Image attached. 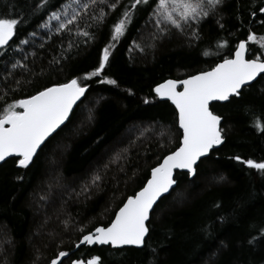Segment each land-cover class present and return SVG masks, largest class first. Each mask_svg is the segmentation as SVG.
<instances>
[{
	"label": "trees",
	"instance_id": "obj_1",
	"mask_svg": "<svg viewBox=\"0 0 264 264\" xmlns=\"http://www.w3.org/2000/svg\"><path fill=\"white\" fill-rule=\"evenodd\" d=\"M68 1L48 0L46 9L33 13L37 0H0V16L23 20L0 51V111L72 78L90 85L87 98L28 168L19 167L15 157L0 164V264H51L60 251L69 254L62 264L77 259L87 264L95 256L102 264H264V173L242 163L264 162V133L254 126L257 119L264 121V74L231 103L212 104L224 117L225 141L199 163L196 177L176 173L175 188L152 213L144 249H75L84 234L107 226L151 169L179 145L176 110L155 95V86L211 69L249 34L264 37L259 12L264 0H226L199 26V37L195 28L159 32L153 15L158 0H148L151 7L132 9L126 33L116 42L110 30L133 0H116L115 9L90 4L67 29H44L51 13ZM84 31L94 38L84 37ZM106 46L104 73L83 81ZM17 62L27 68L12 69ZM105 77L117 84L99 83Z\"/></svg>",
	"mask_w": 264,
	"mask_h": 264
},
{
	"label": "snow or ice",
	"instance_id": "obj_2",
	"mask_svg": "<svg viewBox=\"0 0 264 264\" xmlns=\"http://www.w3.org/2000/svg\"><path fill=\"white\" fill-rule=\"evenodd\" d=\"M98 2L107 4L112 9L117 7L116 0L112 3L108 0H90L89 3L80 4L78 12L72 3H64L61 5V11H53L42 27L49 29L50 21H57L56 31L59 33L74 21H78L90 4ZM73 3H79V0H73ZM152 3H156V0H152ZM225 3L226 0H158L153 12L156 17L155 25L164 35L170 34L172 29L184 31L186 27L195 28L193 35L199 37V26L206 20L214 18L216 13L223 9ZM141 4H148V0H133L130 8H126L121 14L122 18L114 22V27L109 33L113 42L125 35L132 19V9H136ZM47 6L48 0H37L33 13L41 8L46 9ZM148 6L151 7V4ZM259 12L264 13V7H260ZM252 15L255 16L256 13L253 12ZM62 16H70V18L62 20ZM103 20V15L97 17L98 23ZM22 22V19L13 15L0 16V49L9 45L18 24ZM166 25L170 27H165ZM82 35L94 38V34L88 31H84ZM162 38L163 36L157 37V39ZM21 43L28 41L24 40ZM249 54L252 58H248ZM3 55L6 56L7 53ZM109 58L110 48L106 46L99 56L98 66L86 73L83 81L101 77L109 63ZM57 63L59 62L53 60V64ZM18 66L27 68V65H20L18 62L11 64L12 69ZM8 74L12 75V72ZM261 74H264V37L258 40L255 34H249L247 41L240 40L235 46L230 58H223L210 70L190 75L183 80L169 79L158 84L154 89L155 95L162 100L171 101L175 106L179 129L182 130L179 145L163 157L162 163L151 169L147 183L134 195L127 197L126 202L115 213L114 219L107 226L95 227L94 231L83 235L77 247L110 245L117 250L144 249L150 234L152 213L158 203L166 197V194H170L173 186L177 184L175 170H184L183 175L188 178L196 177L202 159L224 143L222 127L224 117L212 110L213 102L231 103L242 95V90L246 86L251 87L252 82ZM99 83L116 85L117 81L105 77L99 80ZM89 87L90 85L82 82L80 78H72L64 83L45 86L27 98L15 99L7 103L0 111V162L15 157L19 167L28 168L38 156L42 146L61 129V126L65 125L66 121H69L74 106L87 98ZM145 103H148V100H145ZM254 126L264 133V121L257 119ZM234 159L241 161L239 156ZM242 163L250 169L264 173V162L247 159ZM99 179L100 177L97 176L93 183ZM260 235L264 237V229H260ZM152 251L155 253V249ZM68 255V252L60 251L51 264H58V261L62 264L60 258ZM71 264H85V262L77 259L72 260ZM87 264H102L101 257H92Z\"/></svg>",
	"mask_w": 264,
	"mask_h": 264
},
{
	"label": "water",
	"instance_id": "obj_3",
	"mask_svg": "<svg viewBox=\"0 0 264 264\" xmlns=\"http://www.w3.org/2000/svg\"><path fill=\"white\" fill-rule=\"evenodd\" d=\"M245 41H247V40H245ZM9 43H10V42H9ZM0 51H1V49H0ZM227 58H230V57H227ZM248 58H252V57H249V55H248ZM221 61H222V60H221ZM221 61H219L218 63H220ZM208 70H210V69H208ZM208 70H205V71H208ZM198 73H199V72H198ZM196 74H197V73H196ZM192 75H195V74H192ZM261 75H263V74H261ZM258 77H260V76H258ZM258 77H257V78H258ZM186 78H187V77H185V78H183V79H186ZM169 79H174V78H169ZM169 79H166V80H169ZM183 79H174V80H183ZM258 79H259V78H258ZM258 79H257V80H258ZM166 80H165V81H166ZM257 80H256V81H257ZM163 82H164V81H163ZM163 82H161V83H163ZM254 82H255V81H254ZM254 82H252V84H253ZM159 84H160V83H159ZM156 86H157V85H156ZM156 86H155V87H156ZM246 87H247V86H246ZM246 87H245V88H246ZM180 90H182V88H181ZM158 98H159V97H158ZM159 99H160V98H159ZM160 100H162V99H160ZM164 101H167V100H164ZM169 102L171 103V101H169ZM78 103H79V102H78ZM214 103H224V102H213V104H214ZM173 106H174V105H173ZM74 108H75V106H74ZM174 108H175V106H174ZM177 120H178V119H177ZM178 127H179V125H178ZM181 132H182V130H181ZM224 141H225V140H224ZM222 145H223V144H222ZM222 145L217 146V147L214 148L212 151H214L215 149L220 148ZM212 151L209 153V155L212 153ZM168 154H170V153H168ZM168 154H167V155H168ZM209 155H208V156H209ZM9 158H12V157H9ZM9 158H8V159H9ZM203 159H204V158H203ZM203 159H202V160H203ZM162 162H163V158H162V160H161L158 164H160V163H162ZM1 163H3V162H0V164H1ZM158 164H157V165H158ZM157 165H156V166H157ZM154 167H155V166H154ZM183 171H184V170H175V172H174L175 177H176V173H177V172H183ZM150 176H151V171H150ZM150 176H149V178H150ZM149 178H148V179H149ZM146 183H147V181L145 182V184H146ZM175 186H176V185L173 186V189L175 188ZM142 187H143V186H142ZM139 190H140V189H139ZM139 190H138V191H139ZM171 191H172V190H171ZM171 191H170V193H171ZM133 195H134V194H133ZM167 195H169V194H166V196H167ZM125 202H126V200H125ZM122 205H123V204H122ZM118 210H119V209H118ZM118 210H117V211H118ZM117 211H116V212H117ZM113 219H114V218H113ZM92 231H94V229H93ZM90 232H91V231H90ZM86 234H88V233H86ZM84 235H85V234H84ZM81 238H82V237H81ZM81 238H80V239H81ZM78 243H79V242H78ZM78 243H77V244H78ZM77 244H76L75 249H78L79 247L84 246V245H80L79 247H77ZM88 246H95V245H88ZM97 246H110V245H97ZM113 249H114V248H113ZM60 259H61V258H60ZM58 262H59V261H58Z\"/></svg>",
	"mask_w": 264,
	"mask_h": 264
},
{
	"label": "rangeland",
	"instance_id": "obj_4",
	"mask_svg": "<svg viewBox=\"0 0 264 264\" xmlns=\"http://www.w3.org/2000/svg\"><path fill=\"white\" fill-rule=\"evenodd\" d=\"M67 3H72L73 7L77 9L80 6V4H81V0H79V3H73V0H69ZM69 12H71V9H69ZM65 18H67V17L62 16V20H65ZM57 24H58L57 21H54V20L50 21L49 28H54V27L57 26Z\"/></svg>",
	"mask_w": 264,
	"mask_h": 264
},
{
	"label": "bare ground",
	"instance_id": "obj_5",
	"mask_svg": "<svg viewBox=\"0 0 264 264\" xmlns=\"http://www.w3.org/2000/svg\"><path fill=\"white\" fill-rule=\"evenodd\" d=\"M208 49H209V48H208ZM210 51H211V50H210ZM233 53H234V52H233ZM258 78H259V77H258ZM258 78H257V79H258ZM257 79H256V80H257ZM61 127H62V126H61Z\"/></svg>",
	"mask_w": 264,
	"mask_h": 264
}]
</instances>
